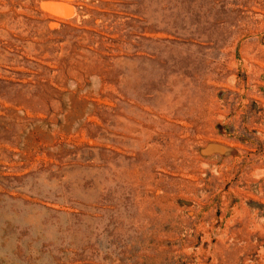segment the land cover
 <instances>
[{
    "label": "rangeland",
    "instance_id": "1",
    "mask_svg": "<svg viewBox=\"0 0 264 264\" xmlns=\"http://www.w3.org/2000/svg\"><path fill=\"white\" fill-rule=\"evenodd\" d=\"M0 264H264V0H0Z\"/></svg>",
    "mask_w": 264,
    "mask_h": 264
},
{
    "label": "bare ground",
    "instance_id": "2",
    "mask_svg": "<svg viewBox=\"0 0 264 264\" xmlns=\"http://www.w3.org/2000/svg\"><path fill=\"white\" fill-rule=\"evenodd\" d=\"M67 1H68V0H67ZM63 2H64V1H63ZM63 2H62V3H63ZM64 3H65V2H64ZM66 3H67V2H66ZM66 3H65V5H67ZM56 4H57V3H56ZM57 5H58V6H57ZM57 5H55V6H57V8H58V7H59V4H57ZM61 5H62V4H61ZM65 5L62 6V8H61L62 10H61V11H63V13H64V12H65V13H66V12H69V13H70L71 10H72V9H70V6H71V5H70V4H68V5H70V6H65ZM71 7H73V6H71ZM59 9H60V7H59ZM69 10H70V11H69ZM57 11H58L57 13L60 12L58 9H57ZM73 12H74V11H73ZM60 13H61V12H60ZM63 13H61V14H62V15H67V14H69V13H67V14H65V13L63 14ZM73 16H74V15H73Z\"/></svg>",
    "mask_w": 264,
    "mask_h": 264
}]
</instances>
